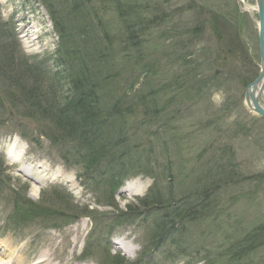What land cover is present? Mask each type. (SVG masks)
Segmentation results:
<instances>
[{"label": "rangeland", "instance_id": "1", "mask_svg": "<svg viewBox=\"0 0 264 264\" xmlns=\"http://www.w3.org/2000/svg\"><path fill=\"white\" fill-rule=\"evenodd\" d=\"M136 1L151 9L145 13L148 20L145 36L152 72L149 65L140 63L137 66L134 61H127L133 54H124L125 59L120 58L122 65L106 66L104 72H109L112 78L121 70L117 82L128 90L124 99L130 102L165 84L166 94L160 90L156 94L158 105L162 110L166 108L167 114H162L159 121L166 122L165 125L155 121L145 126L141 115L135 113L132 117L131 124L138 125L137 136L145 147L134 152L136 166H129L130 171L123 176L124 184L115 199L117 207L108 206L109 199L102 187L98 188L80 175L81 168L76 165L74 156L70 161L63 160L57 146L41 135L40 126L49 124L39 119H26L15 110L12 112L13 107L7 100L4 106L9 107L11 113L3 115L0 109V246L22 264H35L41 258L42 264H110L104 262V256L109 255L131 261L138 258L139 264H194L189 261L192 257L184 256H179L174 263L166 261V255L173 248L167 239L161 246L152 245V239H147L149 232L154 230L151 218L145 222L120 215L129 206L138 205L137 198L145 195L152 185L162 190L169 185L177 186L176 192L171 191L175 196L185 188L194 189L205 175L204 164L211 165L207 163L209 160L226 163L230 158L238 165L234 169H239V173L206 197L212 202L211 213L217 214L214 219L200 223L207 233L204 240L194 234L198 242L196 247L226 254L229 242L238 238L233 237L234 234H246L264 224V121H249L252 125H260L259 132L258 127H251L248 124L251 115L243 103L246 77L250 69L254 65L258 68L261 62L256 0ZM49 2L58 10L64 7L61 14L72 28L77 25L73 22L76 13L72 1L65 6L61 0ZM95 3L97 8L108 7L105 19L110 20L113 5L105 0ZM165 9L171 14L170 21H156V25L154 20L150 22L154 14ZM103 23L94 22L99 36L104 31L100 27ZM118 27L115 25L112 32H117ZM218 38L221 44L217 51L214 47ZM58 42L59 36L44 1L0 0L1 44L14 43L18 52L23 51L26 57L35 56L39 62L46 58L47 69L54 76L57 65L49 54L55 52ZM220 51L223 56L216 67L204 63L206 59L217 60ZM185 57L193 60L190 66ZM2 59L0 54V65ZM9 65L12 67V62ZM182 73L183 80L179 78ZM196 76L204 80L202 94L198 93V86L195 89L192 86L193 80H198ZM56 77L59 89L56 96L63 100L73 92L70 78L62 79L57 74ZM3 79L0 75L2 101L8 89ZM28 83L34 84L31 76ZM10 146H18L24 152L26 164L33 166L29 174L22 171L21 163L10 158L7 153ZM124 188L129 190L126 192ZM67 195L72 197L64 202L76 208L75 211L57 199ZM22 198L33 200L24 206ZM15 199L19 204H14ZM34 204L46 208V212L42 216H30L26 210L36 208ZM86 207L89 211L84 212ZM137 209L141 211L142 207ZM13 216L19 220H11ZM101 225L104 229L99 228ZM256 244L260 246L250 264H264V237ZM106 249L109 252L104 251ZM198 258L200 262L195 264H206L203 255Z\"/></svg>", "mask_w": 264, "mask_h": 264}, {"label": "trees", "instance_id": "2", "mask_svg": "<svg viewBox=\"0 0 264 264\" xmlns=\"http://www.w3.org/2000/svg\"><path fill=\"white\" fill-rule=\"evenodd\" d=\"M61 1L63 6L66 2H73L72 5L76 13V19L73 22H77V25L75 24L72 28L61 14L64 7L52 11L55 26L60 35L57 62L61 70L56 74L62 79L70 78L73 92L66 99L63 98L64 101L58 98L56 96L59 90L56 74L50 75L45 60L39 62L35 57H26L23 52H18L15 49L14 43H9L10 46L0 43V54L3 57L0 75L7 82L6 87L8 88L3 94V101L0 99V109L3 110V115L10 114L9 109L4 106V101L7 100L13 110L22 113L27 117L26 119H35L36 121L39 119L49 124L40 126L41 135L46 136L53 145L57 146L56 148L60 150L61 156L66 161H70L71 156H74L77 159L76 165L79 166V169L81 168V175L84 178L87 177L88 181L98 188L102 187L107 193L109 205L115 206L113 198L109 197L115 196L122 185L123 176L130 171L129 166H136L133 161L134 152H140V149L145 147L143 143L139 142V136H137L138 125H135L136 122L131 124L132 117L138 113L135 115H141L142 123L146 126L149 122L161 121L160 116L167 114L154 98L155 93L159 90L166 94L165 84L159 90L154 89L146 92L145 89V94L130 102L124 99L127 92L117 89L120 86L117 81L121 77V70L113 76L114 78H110L109 72H104L107 57L123 54H133L129 61H134L133 63H136L137 66H140V63L149 65V70L152 72L145 36L148 30L145 26L148 22L145 13H149V7L140 6V13L136 16L132 9L133 0H107L113 5L110 10L117 11L121 21L120 31L114 32L111 37L106 35L108 28L103 27L108 25L105 24L108 18L105 16L108 7L97 8L96 0ZM72 12L74 13L73 10ZM142 17L146 18L145 22H142ZM153 20L150 22L153 21V24L156 25V21L161 19L154 17ZM103 21L104 23L100 24V27L104 28L102 31L104 35L99 36L94 22L102 23ZM197 28L199 29L201 26ZM10 62L13 64L12 67L9 65ZM14 65L16 68L13 67ZM22 67H25L23 71ZM64 74H67L68 77ZM30 76L34 80L33 85L28 83ZM193 76H191L192 79ZM191 78L189 79L191 80ZM195 78L198 80H193L192 86L194 89L198 86V93L202 94L204 80L198 76ZM143 103L145 107H141ZM21 109L22 111H20ZM159 123L166 124V122ZM133 125H135L134 128L131 127ZM219 161L218 159L209 160L207 163L211 165L204 164L205 175L197 181L194 189L185 188L175 196L171 191L176 192L177 186L169 185L162 190L157 185H153L146 196L138 198V205L130 207L120 216L135 217L145 222L151 218L150 223L154 230L149 232L147 239H152L150 243L158 246H161V243L167 239L173 248L166 255V261L170 260L174 263V260L179 256H184L192 257L189 260L191 262H200L198 256L203 255L206 264H250V261L254 260V255L257 254L258 246H260H257L256 243L264 237V224L246 234H234L233 237L238 236V238L232 243L229 242V252L226 254L217 253L207 247H204V250L196 247L198 242L195 240L194 234L204 240L207 233L205 228H201L200 223L209 218L214 219L217 214L211 213L210 204L212 202L211 199H209L211 203L207 199L217 186L234 179L239 170L227 165L232 161L230 158L226 163ZM212 170L221 178L216 179ZM59 198L68 208L76 210L72 205L64 202V200L70 199L69 196H65L64 199L62 196H58L57 199ZM203 200L206 201L203 202ZM22 203L25 206L32 202L31 200H22ZM16 204H19V201H16ZM36 206L40 211L36 208L26 210L30 216L46 212V208ZM138 206L142 207L141 211L137 209ZM86 211H89V208H86L84 212ZM133 214L134 216H132ZM90 215L93 214L90 213ZM18 220L19 218H16L15 221ZM190 223L196 227L193 228ZM193 238L194 240H191ZM225 239L229 241L228 237ZM193 247H195L194 250ZM189 250H191L190 253ZM124 258L114 256L112 258L109 255L105 258V263L139 264L137 263L139 260L131 261Z\"/></svg>", "mask_w": 264, "mask_h": 264}, {"label": "bare ground", "instance_id": "3", "mask_svg": "<svg viewBox=\"0 0 264 264\" xmlns=\"http://www.w3.org/2000/svg\"><path fill=\"white\" fill-rule=\"evenodd\" d=\"M107 1V0H105ZM115 4V3H113ZM140 5L141 3L139 4L136 0H133L132 2V9H133V13L138 16V14L140 13ZM252 9V8H251ZM256 9L258 10V5L256 4ZM126 10V9H124ZM151 10V9H150ZM115 11V10H114ZM149 12V10H148ZM111 19L106 21L105 24H108V25H105L103 27H107L108 28V32L106 33V35H109L111 37H113L114 35V32H112L113 28L115 25H118V29L117 31H120V23L121 21L119 20L120 19V16H119V13H117V11L115 12H111ZM151 13V12H150ZM110 15V14H109ZM155 18H160L162 20V22L164 23H167L168 21H170L171 19V14L169 11H166L165 10H161L159 12V14H155L151 17V19L153 20ZM142 22H145L146 18L142 17ZM157 20V19H156ZM198 27V26H197ZM197 31V30H195ZM194 31V32H195ZM261 27L259 26L258 24V34H259V37H260V34H261ZM116 32V31H115ZM263 32V30H262ZM196 33V32H195ZM104 35V33L102 34V36ZM238 35V33H237ZM107 37V36H106ZM108 39V37H107ZM221 42H220V39L218 38L216 44H215V47L214 48H217V51H218V48L220 45ZM213 47V46H211ZM223 51V50H221ZM221 51L219 52V54H217L218 56H216L217 60H213L212 59H206L204 63H212L214 64V67H216L217 65V61L220 62V60H218L219 58H222L223 55H220L221 54ZM216 52V50H215ZM261 54V52H260ZM120 58L123 60L125 59L124 58V54L123 55H120V56H116V57H107L106 58V62L109 66H115L117 67L116 65L118 64L119 66L122 65L121 61H120ZM127 61H129V59H127ZM193 60L189 61V60H186L185 62L189 63V66H190V63L192 62ZM126 64L130 63V62H125ZM197 63V62H196ZM181 66L183 67L184 66V63L181 64ZM185 67V66H184ZM196 68H197V65L193 66V69L196 71ZM202 68V67H201ZM208 68H210L208 66ZM258 69V68H256ZM258 72V70H257ZM257 72H256V75H257ZM260 73H261V68L259 70V74L257 75V78L252 82H249L250 81V78H253L255 73H250L248 75V77H246V79H248L246 81V85H245V88H244V91H245V97L243 98V103L247 109V111L250 113L251 117L249 118L248 120V124L249 125H252V123H250L249 121H257L259 120L260 122L264 121V113H262L261 111H264V75L262 78L259 79L260 77ZM183 76L184 74L182 73L179 78L181 80H183ZM218 75H215L214 78H217ZM259 79V81L255 84V82ZM139 81V80H138ZM250 86V91H253L251 93L248 92V87ZM117 87V86H116ZM118 90H122V87L118 86L117 87ZM156 90H159L158 87H155ZM124 91V90H123ZM159 92V91H157ZM154 98H156V102H158V96L157 94L155 93L154 95ZM259 107V108H258ZM166 109V108H165ZM254 125V126H253ZM251 127H255L254 129H256L258 127V132H259V129H261L257 123H254ZM263 127V126H262ZM263 131V130H262ZM246 133V131H244ZM252 138V137H251ZM8 155H10V158L14 159L16 162H19L21 163V169L22 171H26V173H30L33 166L31 163H27V158L24 156V152H22V150H19L18 149V146L15 147V146H10L8 147ZM227 165H230L232 166L233 168L238 166L236 164L235 161H231L229 162ZM47 170V169H45ZM238 173H239V170H238ZM124 190H126V192L129 190L128 188H124ZM44 263V260L41 258L39 259V261H37L35 264H42ZM0 264H22L20 261H16L13 257H12V254L11 252H7L5 249H3V247L0 246Z\"/></svg>", "mask_w": 264, "mask_h": 264}, {"label": "water", "instance_id": "4", "mask_svg": "<svg viewBox=\"0 0 264 264\" xmlns=\"http://www.w3.org/2000/svg\"><path fill=\"white\" fill-rule=\"evenodd\" d=\"M258 5V13H259V26L261 27V34H260V51H261V58H262V66H261V73L260 78L264 75V0H256ZM263 30V32H262ZM259 79L255 82V84L259 81ZM250 86L248 87V92L251 93L253 91H250ZM259 108V107H258ZM264 113V111H261Z\"/></svg>", "mask_w": 264, "mask_h": 264}, {"label": "flooded vegetation", "instance_id": "5", "mask_svg": "<svg viewBox=\"0 0 264 264\" xmlns=\"http://www.w3.org/2000/svg\"><path fill=\"white\" fill-rule=\"evenodd\" d=\"M260 57H261V54H260ZM258 64V62H257ZM257 67L254 65V68L253 69H250L251 70V73H255L254 77L253 78H250V81L249 82H253L256 78H257V75L259 74V70L261 68V62H259L258 64V69H256ZM258 70V72H257ZM248 72V71H247ZM256 72H257V75H256Z\"/></svg>", "mask_w": 264, "mask_h": 264}]
</instances>
